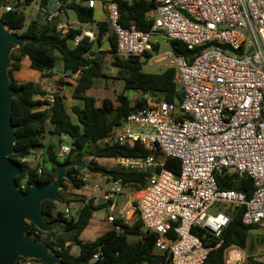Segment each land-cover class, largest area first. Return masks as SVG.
<instances>
[{"label":"built area","instance_id":"obj_1","mask_svg":"<svg viewBox=\"0 0 264 264\" xmlns=\"http://www.w3.org/2000/svg\"><path fill=\"white\" fill-rule=\"evenodd\" d=\"M150 1L155 8L148 13L153 21L149 31L122 27L118 3L106 6L117 39L116 55L120 60L144 61L145 54L152 52L154 34L184 43L193 52L191 58L171 53L182 99L157 103L153 93L143 95L146 104L99 145L138 144L148 150L146 158L117 159L121 169L149 174L136 204L142 230L156 235L155 253L171 264H205L210 252L222 245L234 210L246 208V226L264 224V0ZM69 2L92 9L96 4L95 0ZM17 4L7 0L2 15ZM54 9L39 19L58 21L57 31L63 35L80 26L79 21L60 20L67 13L61 0H56ZM85 38L95 42L97 36L83 30L72 43L77 46ZM39 99L52 105L55 94L47 90ZM61 150L70 152L67 146ZM170 159L180 161L178 175L166 169ZM21 161L28 163L27 158ZM221 175L249 177L254 185L250 199L241 191L221 189L217 182ZM122 189L121 181L111 180L105 202ZM108 221L113 223L115 217ZM198 234L218 243L209 246ZM244 250L226 248L224 264H245ZM101 258L99 252L93 262ZM18 264L30 260L20 259Z\"/></svg>","mask_w":264,"mask_h":264},{"label":"trees","instance_id":"obj_2","mask_svg":"<svg viewBox=\"0 0 264 264\" xmlns=\"http://www.w3.org/2000/svg\"><path fill=\"white\" fill-rule=\"evenodd\" d=\"M18 4L10 12L2 15L5 26L24 39L21 46L15 47L12 53V68L9 70L11 88L20 90L21 94L13 102L12 122L16 126L17 142L15 144L16 154L11 158L22 168V174L16 177L19 188L28 191L32 183L41 186L50 184L57 177L56 167L61 164H73L67 170L68 180H64L63 190L66 189L65 182H69L74 189L80 190L84 182L78 180L77 176L83 173L88 167L89 172H97L110 180H119L124 186H134L142 190L149 177L148 173L129 171L121 168L108 169L99 165L96 158L106 159H141L149 155L148 150L135 144L134 146H100L99 143L106 139L114 127L119 126L133 111L138 110L146 104L143 97L136 99L134 104L125 95L117 98L118 105L111 99H104L102 106L96 105L94 97L87 96L97 80L104 77L102 62L96 58L98 50L103 45V35L109 32V21L96 23L94 20V9L82 4L61 0L63 8L72 10L80 23L79 28L69 30L65 35L57 31L58 21H41L39 17L26 23L27 17L24 10L35 0H14ZM22 1V2H21ZM84 2L87 0H83ZM117 2L120 12L119 23L124 28L135 26L138 30L149 31L153 21L148 18V13L155 8L150 0H112ZM40 8H45L49 0H40ZM110 2H105L108 5ZM84 25H96L98 36L95 42L85 38L77 46L73 45L77 35L82 33ZM110 49L103 52L111 55L112 65L118 70L119 79L125 83V91L139 92L142 95L153 93L156 97L168 102H176L182 99L178 85L176 84V71L174 68H167L161 73H149L144 70L146 61L153 57L152 53L145 54V60L130 58L120 60L117 57V39L115 35L108 36ZM171 51L175 56L191 58L192 51L178 40L170 41ZM155 51L159 50L158 45H153ZM92 57V58H90ZM28 58L30 69L36 72L51 73L56 67L57 61H62L63 70L67 77L73 78L78 74L76 86L72 97L80 104L67 108L63 96L55 95L52 105L45 101L37 100L36 97L46 94L44 89L33 81L23 82L15 78L14 72L20 71L22 61ZM63 83V82H62ZM53 125L52 134L68 136L72 141L71 152L63 161L55 152L54 147H46L42 138L46 133V125ZM46 148V160L43 161L42 172L39 167H31L23 163L21 159L31 155L33 149ZM92 157L89 164L83 162L84 157ZM48 166L50 168H48ZM166 169L179 174L180 161L170 159L165 164ZM23 181H26L23 186ZM218 186L221 189H232L241 191L250 199L254 185L249 177L238 178L236 175H221L217 177ZM63 190H60L61 203L69 205L62 197ZM107 205L95 204L94 199L90 200L81 209L78 218H65L64 212L57 211L58 203L44 201L42 213L49 222H56L61 225L65 233H71L70 241L80 246V254H71V247L65 246L64 242L56 236L54 229L48 233L39 231L34 225L28 224L27 231L36 240L43 241L54 255L60 257L62 264H171L166 256L156 254L154 245L156 235L144 232L142 222L136 221L133 225L124 224L117 220L113 230L108 231L96 241L82 242L80 235L89 225L93 213L105 208ZM246 208L243 206L234 210L230 225L224 231L223 243L218 249L210 252L205 264H224V250L231 246L241 249L252 250L255 245L250 240V232L255 229L253 226H246L243 223V214ZM42 236V239H40ZM129 236L137 237L136 241H129ZM198 236L208 241L209 246H216L215 239L205 240L203 234ZM102 254V258L93 262V256ZM41 263L38 260H30V264ZM245 264H263L255 261L249 256Z\"/></svg>","mask_w":264,"mask_h":264},{"label":"water","instance_id":"obj_3","mask_svg":"<svg viewBox=\"0 0 264 264\" xmlns=\"http://www.w3.org/2000/svg\"><path fill=\"white\" fill-rule=\"evenodd\" d=\"M7 0H0V264H18L20 259L38 260L43 264H62L48 246L36 240L27 231L34 225L48 233L56 222H49L42 213L46 200L60 203L59 195L64 180L69 179L67 170L73 164L56 167L57 177L50 184L41 186L32 183L28 191L19 188L16 177L22 174L21 166L12 160L16 154V126L12 122L13 102L21 91L12 89L9 70L12 68V53L24 39L12 33L2 20V7ZM161 98H157V103Z\"/></svg>","mask_w":264,"mask_h":264},{"label":"crops","instance_id":"obj_4","mask_svg":"<svg viewBox=\"0 0 264 264\" xmlns=\"http://www.w3.org/2000/svg\"><path fill=\"white\" fill-rule=\"evenodd\" d=\"M111 1L112 0H107V1H104V3H101L100 1L95 0L96 4L94 6V20L96 23L108 21L107 9H106V5H104V4H105V2L108 3ZM98 3H99V5H100V3H101V5H103V7H102L103 19H97L96 18L97 16H96L95 11H96ZM65 10H66V12L72 11V10H68V9H65ZM41 13H42L41 10H39V14H41ZM42 14H44V13H42ZM66 17H67V13H66ZM66 21H69V19L67 20V18H66ZM77 21L78 20L76 19L74 22H70V21L69 22L71 24H74ZM73 27L79 28L76 25H74ZM81 29H82V31L84 30V31L93 32L96 36H98V33H99L98 32L99 29L96 25H84V27H82ZM109 35H112V30L110 28H109V32L107 34L103 35L102 40L104 43L101 46V48L98 50V52H101L103 49V46H105V45H106L107 49H110V45H109V42L107 40ZM153 45H158V44L152 42V52H149V53H152V55L154 53L158 52V51H155ZM151 59H149L146 62L148 63ZM164 59L165 58L163 57L160 59V61L164 62L166 60V59L165 60ZM61 63H62V61H61ZM62 66H63V64H62ZM169 66H168V68H172L171 61H170ZM21 71H22L21 74L19 73L17 76H15V78L18 81H22L26 76V80L23 82L33 81V82L39 84L41 87H44V85L47 84L48 79H56V77L55 78L53 77L54 71H52L49 74L46 72L45 73L44 72H36V71L31 70L30 69V62H29L28 58L23 59ZM22 74H24V75H22ZM59 78H60V80L64 79L65 81L67 79L71 80V82H69L68 87L71 88V96H72L74 88L76 86V79L78 78V74L75 75L73 78L67 77L64 70H63V74L60 77H57V79H59ZM44 91H45V89H44ZM136 93H139V92H136ZM86 95H87V93H86ZM61 96H63V95H61ZM39 97H36V98L38 99ZM128 98L130 99V97H128ZM75 104H80V103H78V101L74 99L72 101L71 105L67 108H71V106H73ZM96 105H97V103H96ZM97 106L100 107L102 105H100V106L97 105ZM52 130H53V125L50 123H47L46 133L44 134V136L42 138V142L46 147H48L49 145L53 146L55 152L60 156L59 157L60 161H62L61 157L65 156V158H66V156L71 152L72 141L66 135L58 136V135L52 134L51 133ZM47 134L49 137H53L52 141H50V138H48L49 140L46 141L45 136ZM67 139H70L69 145L65 143V141ZM63 146H67L70 148V152L68 154L64 153L61 150V148ZM35 153H39L38 154V162L39 163H38L37 167L43 168V161L46 160V148L33 149L32 150L31 155L29 157H27L28 164L31 167H33L31 165L32 162H34V163L37 162L35 160ZM91 160H92V157H90V160L87 164H89ZM95 161L99 165L104 166L108 169L116 168V167H114V164L117 166V159L96 158ZM83 162H84V158H83ZM106 164H108V165H106ZM48 168H50V167L48 166ZM117 168H119V167L117 166ZM77 179L82 180L84 182V185L80 190L74 189L69 182H65L66 189L63 190V188H62L63 199L65 200V202H68V201H70V202H69V205H66L65 203H61V201H60V203H58L57 211L59 210V211L64 212L65 218L77 219L81 209L84 207L85 204H87L92 199H94L95 204L107 205L105 208L100 209L98 211H95L93 213V217H92L89 225L85 228V230L80 235V240L82 242L96 241L99 237H101L102 235H104L108 231L113 230L114 228L119 229V227H115V222L117 220L123 221L124 224L130 225V226L133 225L136 221L140 220L139 215L136 211V204H137L138 198L141 195V190L136 189L134 186H124L123 185V189L119 194H117L115 197H113L110 201L105 202L104 196H105L106 191L108 190V184L111 182V180L109 178H107V177H105L102 174L97 173V172H89L88 167H85L83 170V173L78 175ZM62 207H64V210ZM69 208L72 209V211L75 210V214H76L75 216L73 215V213L71 216ZM120 213H121V215H120ZM109 216L115 217V221L113 223L108 221ZM53 229L56 232V236L58 238H60L62 242H64L65 246L71 247V249H70L71 254H73V252L75 251L74 242L70 241V237L72 234L71 233H65L63 231V228L61 225H55ZM77 245H79V244H77ZM39 264H41V263H39Z\"/></svg>","mask_w":264,"mask_h":264},{"label":"rangeland","instance_id":"obj_5","mask_svg":"<svg viewBox=\"0 0 264 264\" xmlns=\"http://www.w3.org/2000/svg\"><path fill=\"white\" fill-rule=\"evenodd\" d=\"M14 0H8V2L12 3ZM101 3H104V1L107 0H98ZM40 0H35L29 7H27L24 12L26 14L27 17V21L26 23H29L32 20H35L37 17H39V10H41L42 13H52L54 12V5L56 3V0H49V4L47 5V7L45 8H40L39 3ZM97 5L96 8V18L97 19H103V10L102 7L103 5ZM41 13V14H42ZM69 19L70 22H74L77 18L76 15L73 11H68L67 12V17L65 14H62L60 16V20L62 22H65ZM151 41L153 43H156L159 45V50L158 52L153 54L152 59L146 64L144 70L146 72L149 73H161L163 72L165 69L168 68V66L170 65V61H171V47H170V41L168 40V38L165 35L162 34H154L152 35V39ZM109 49H107L106 45L103 46L102 51L99 53V55L96 56V58H99L102 62V68H103V74L104 77L97 80L95 85L89 89L87 91V96H91L94 97L97 100V105H102L103 100L104 99H111L112 101L115 102L116 105H118L119 103L117 102V98L118 96H120L121 94H126L127 97H130V100L132 101V104H134V102L136 101V99H140L141 97H143V95L141 93H136L134 91H125V83L124 81L119 79V73L118 70L113 67L112 65V57L109 54L103 53V52H107ZM165 58L164 62H161L160 59L161 58ZM13 64V62H12ZM170 67V66H169ZM53 77L56 79H48L47 84L44 85V87H42L43 89H45V92L47 90H49L52 93L58 94V95H63L64 99H65V103L66 105L69 107L72 103V101L74 100L73 97L71 96V88L68 87L69 86V82H71L70 79H67L66 81L64 79H57V77H60L63 74V66L60 60L57 61L56 67L53 70ZM21 74L22 71H16L14 72V75L17 76L18 74ZM25 74V73H24ZM22 74V75H24ZM26 80V76L22 81ZM63 80V81H62ZM63 82V83H62ZM37 100H40L39 98ZM70 109V108H69ZM71 110V109H70ZM48 138H50V141L53 140V137H49L48 134L45 136L46 141L49 140ZM66 144H70V139H67L65 141ZM38 154L39 153H35V160L37 162H32L31 165L33 166V168L37 167L38 165ZM65 158V156L61 157V160L63 161ZM90 160V157H84V163H88ZM108 165V164H106ZM114 167L117 168V166L114 164ZM113 169V168H112ZM84 170V169H83ZM26 181H23V186L25 184ZM64 210V207H62ZM70 214L72 216H75V210L72 211V209H70ZM255 229H253L250 232V240L251 242L254 243L255 247L250 250L249 248H246L244 251L246 253V255L249 257H253L255 261L261 262L264 264V224L260 225V226H253ZM137 240V237H132L129 236V241H135ZM74 249L75 251L73 252L74 256H78L80 253V246L74 243ZM39 264V263H36Z\"/></svg>","mask_w":264,"mask_h":264}]
</instances>
